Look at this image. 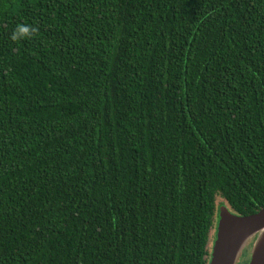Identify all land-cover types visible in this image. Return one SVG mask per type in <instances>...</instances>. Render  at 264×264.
<instances>
[{
    "label": "trees",
    "instance_id": "16d2710c",
    "mask_svg": "<svg viewBox=\"0 0 264 264\" xmlns=\"http://www.w3.org/2000/svg\"><path fill=\"white\" fill-rule=\"evenodd\" d=\"M218 198L264 207V0H0V264H208Z\"/></svg>",
    "mask_w": 264,
    "mask_h": 264
},
{
    "label": "water",
    "instance_id": "95a60500",
    "mask_svg": "<svg viewBox=\"0 0 264 264\" xmlns=\"http://www.w3.org/2000/svg\"><path fill=\"white\" fill-rule=\"evenodd\" d=\"M264 207L247 215H236L221 207L208 264H234L245 242L255 234L248 264H264Z\"/></svg>",
    "mask_w": 264,
    "mask_h": 264
},
{
    "label": "rangeland",
    "instance_id": "374dc122",
    "mask_svg": "<svg viewBox=\"0 0 264 264\" xmlns=\"http://www.w3.org/2000/svg\"><path fill=\"white\" fill-rule=\"evenodd\" d=\"M222 202L224 201L220 198L216 200L215 224H214V227L211 229V234H210L209 241L207 244L209 255H210V251H211L214 239H215L216 224L218 221V214H220L221 212V207H226L228 211L232 213V211L228 208V206L225 203H223L222 205ZM254 238H255V234H252L251 237H249V239L245 242V244L243 245V248L237 254L234 264H248V259L251 254Z\"/></svg>",
    "mask_w": 264,
    "mask_h": 264
},
{
    "label": "clouds",
    "instance_id": "9594fccd",
    "mask_svg": "<svg viewBox=\"0 0 264 264\" xmlns=\"http://www.w3.org/2000/svg\"><path fill=\"white\" fill-rule=\"evenodd\" d=\"M37 32L38 28L36 26L21 23L12 31L10 39L14 42L31 39Z\"/></svg>",
    "mask_w": 264,
    "mask_h": 264
},
{
    "label": "bare ground",
    "instance_id": "6f19581e",
    "mask_svg": "<svg viewBox=\"0 0 264 264\" xmlns=\"http://www.w3.org/2000/svg\"><path fill=\"white\" fill-rule=\"evenodd\" d=\"M259 237H260L259 239L264 238V229H263V231L260 233V236H259Z\"/></svg>",
    "mask_w": 264,
    "mask_h": 264
}]
</instances>
